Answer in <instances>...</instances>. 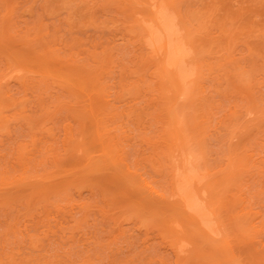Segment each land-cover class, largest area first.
<instances>
[{
	"label": "rangeland",
	"instance_id": "1",
	"mask_svg": "<svg viewBox=\"0 0 264 264\" xmlns=\"http://www.w3.org/2000/svg\"><path fill=\"white\" fill-rule=\"evenodd\" d=\"M144 1L0 0V264H264V1H156L187 38L176 90Z\"/></svg>",
	"mask_w": 264,
	"mask_h": 264
},
{
	"label": "bare ground",
	"instance_id": "2",
	"mask_svg": "<svg viewBox=\"0 0 264 264\" xmlns=\"http://www.w3.org/2000/svg\"><path fill=\"white\" fill-rule=\"evenodd\" d=\"M123 1V0H122ZM157 0H145L144 2H147L149 9L153 12L152 17L149 18V21L147 23L144 24V26H142L141 28V37H142V45L144 48H146L149 53L151 54V58H153L154 62V66L156 70H154L156 72V75L159 77V79L162 80H168L169 83L171 84V86H173V89H177L178 86V81H184L187 79L189 73H186L185 71H183V69L180 70L182 63L185 60L186 55L188 54L189 51H187V49H185L186 45H184V43L186 44V37L185 39L182 38L180 35V30L178 29L179 26L177 24V22L174 20L170 21L169 16L166 15L167 11L164 10L166 8H163V6H158V4L156 3ZM264 1V0H262ZM158 2V1H157ZM157 4V5H156ZM159 5L160 2H159ZM125 8V7H124ZM184 11V10H183ZM150 13V11H149ZM148 13V15H149ZM165 13V14H164ZM182 14V13H181ZM192 15V14H191ZM195 15V14H194ZM172 16V15H171ZM170 16V17H171ZM177 17H179L178 15H176ZM182 16H184V19L190 21V15L187 14V12H183ZM147 17V16H146ZM169 19H168V18ZM146 19V18H145ZM182 19V18H181ZM148 20V18H147ZM177 20V19H176ZM143 22V21H142ZM146 22V21H145ZM132 26V25H131ZM140 26V25H139ZM140 26V27H141ZM190 26V25H189ZM260 30V29H258ZM253 31V30H252ZM259 32V31H258ZM262 32H264V30H262ZM261 32V33H262ZM188 33V31H187ZM222 33V32H221ZM135 34V33H134ZM225 34V33H224ZM257 34V33H256ZM137 35V34H136ZM225 38H227L226 34L224 35ZM140 37V39H141ZM192 37V36H191ZM204 37V36H203ZM211 37V36H210ZM207 37L208 40L211 42V38ZM258 38V37H257ZM207 40V41H208ZM229 40V39H228ZM185 41V42H184ZM189 41V40H188ZM208 41V42H209ZM220 41V40H219ZM196 42V41H195ZM198 42V41H197ZM189 43V42H188ZM257 43V42H256ZM261 43V41H260ZM198 44V43H197ZM208 44V43H207ZM210 48H212V44H210ZM208 45V46H209ZM258 45V44H257ZM185 46V47H184ZM201 46V45H199ZM227 46V45H226ZM207 47V46H206ZM208 49V48H207ZM201 50V49H200ZM209 50V49H208ZM147 51V52H148ZM146 52V51H145ZM230 52V51H229ZM191 54V53H190ZM228 54V53H227ZM226 55L223 53V56ZM192 56V55H191ZM234 56V55H233ZM188 57V56H187ZM226 57V56H225ZM231 57V56H229ZM233 58V57H232ZM234 62V61H233ZM220 63V62H219ZM223 63V62H222ZM231 64V63H230ZM235 64V63H234ZM212 65V64H211ZM228 65V64H227ZM219 66V65H218ZM239 67V66H238ZM231 68V67H230ZM241 68V67H240ZM227 69V68H226ZM236 69V68H235ZM234 69V70H235ZM244 69V68H243ZM177 70V71H176ZM228 70V69H227ZM231 70V69H230ZM153 71V72H154ZM229 71V70H228ZM177 72V73H176ZM234 73V71H231V74ZM178 74V77H177ZM181 74V75H180ZM229 74V73H228ZM240 75L244 76L242 73H240ZM186 76V77H185ZM238 76V75H236ZM181 77V78H180ZM228 77V76H227ZM233 77V76H232ZM163 78V79H162ZM180 78V79H178ZM183 78V79H182ZM194 82V81H193ZM162 83V82H161ZM89 84V83H88ZM184 84V83H183ZM80 85V84H79ZM78 85V86H79ZM137 85V84H136ZM180 85V84H179ZM187 85V84H185ZM166 86V85H165ZM76 88V87H75ZM186 89V88H185ZM167 90V89H166ZM82 91V90H80ZM84 91V90H83ZM184 91V90H183ZM182 91V93H184ZM85 92V91H84ZM260 98V97H259ZM104 102V101H103ZM264 104V103H262ZM93 105V104H92ZM130 109L131 106L130 104H128ZM127 105V106H128ZM166 107V106H165ZM91 108V107H90ZM89 108V109H90ZM136 109V107H134ZM133 108V109H134ZM168 111L169 106H167ZM129 110V108L127 109ZM254 110V109H253ZM92 111V110H91ZM132 111V110H131ZM129 111V112H131ZM171 111V110H170ZM169 111V112H170ZM125 112H127L125 110ZM232 113V112H231ZM259 113V112H258ZM83 114V113H81ZM133 114V113H132ZM235 114V113H232ZM260 114V113H259ZM128 115V114H127ZM235 116V115H233ZM237 116V114H236ZM235 116V118H236ZM237 119V118H236ZM180 120V119H179ZM233 121V120H232ZM230 123V122H228ZM232 123V122H231ZM236 123V122H235ZM84 125V124H83ZM98 126V125H97ZM96 127V126H95ZM100 127V126H98ZM227 127V126H226ZM71 128V127H70ZM232 129V127H231ZM83 130V129H82ZM229 130V129H228ZM97 132V130H95ZM69 132V130H68ZM230 133V132H229ZM98 134V133H97ZM69 135V134H68ZM100 135V133H99ZM98 136V135H97ZM99 137V136H98ZM111 139V138H110ZM202 139V138H201ZM188 140V139H187ZM99 141V140H98ZM103 141H101L102 143ZM202 142V141H201ZM99 143V142H98ZM113 143V142H112ZM115 143V142H114ZM118 143V142H117ZM103 144V143H102ZM107 144V143H106ZM116 144V143H115ZM79 145V144H78ZM83 145V144H81ZM99 145V144H98ZM175 145V144H174ZM203 145V144H202ZM101 146V145H100ZM104 146V144H103ZM105 147V146H104ZM102 148V147H101ZM106 148V147H105ZM109 149V147H108ZM104 148H103V152H104ZM85 151H87L85 149ZM109 153L111 152V150H107ZM84 152V151H83ZM108 152H105V154H107ZM120 153V152H119ZM108 155V154H107ZM111 155V153H110ZM173 155V153H172ZM175 155V154H174ZM177 155V154H176ZM120 156V155H119ZM167 156V155H165ZM169 156V154H168ZM167 156V157H168ZM171 156V155H170ZM189 156V155H188ZM229 156V155H227ZM226 156V157H227ZM109 157V156H108ZM111 157V156H110ZM121 157V156H120ZM116 158V157H115ZM123 158V157H122ZM122 158L120 160H122ZM169 158V157H168ZM167 158V159H168ZM176 158V156H175ZM174 158H172L171 156V161L167 160L169 163V174H170V180H169V184H170V195H172L176 201L179 203V206L188 214L189 217H192V219H196V221L198 222V225L200 224H204L206 223V221H208L209 219V212H204L203 211V205H205V200L203 201L201 198V195H199V193H196V184L198 183V181H200V177L198 175V173L195 171V169L191 166L188 165V163L190 164L189 160L187 161L188 163H186L188 166V168H185L184 163H182V161H174ZM173 160V161H172ZM177 160V159H176ZM234 161V160H232ZM111 162V161H110ZM124 162V161H123ZM126 162V161H125ZM186 162V161H185ZM229 163V162H228ZM183 164V165H182ZM119 166V165H118ZM183 166V167H182ZM128 167V166H127ZM192 167V168H190ZM25 169V168H24ZM129 171V170H128ZM227 172V171H226ZM144 181V185H146V187H148V190L150 192H154L157 194H160L159 192H157V190L154 188L153 185H151L147 180H145V178H143ZM224 183V182H223ZM219 185V184H218ZM195 189V190H194ZM200 197H199V196ZM238 199V198H237ZM227 204V203H226ZM245 205V204H244ZM229 206V205H228ZM243 207V206H242ZM173 208V207H172ZM245 209V208H243ZM251 210V209H250ZM208 211V210H207ZM249 211V210H248ZM246 214L249 212L244 211ZM242 211V213H244ZM216 213V212H214ZM218 213V212H217ZM237 215V214H236ZM245 215V214H244ZM249 215V214H248ZM247 217V215H246ZM243 218V217H242ZM210 220V219H209ZM212 220V219H211ZM214 220V219H213ZM248 220V218H247ZM219 221V220H218ZM213 222V221H212ZM246 223V222H245ZM254 223V222H253ZM243 224V223H242ZM210 225V224H209ZM218 225V224H217ZM245 225V224H244ZM252 226L254 224H251ZM210 227V226H209ZM213 227V226H212ZM215 227V226H214ZM245 227V226H244ZM250 227V225H249ZM217 234V233H216ZM214 238V237H213ZM226 242V241H225ZM228 246V244H227ZM226 246V247H227ZM231 247V246H230ZM233 247V246H232ZM219 248V247H218ZM224 248V247H223ZM226 249V248H225ZM184 250V249H183ZM233 250V248H232ZM231 252V251H230ZM234 252V251H233ZM226 253V252H225ZM228 253V252H227ZM235 254V253H234ZM232 256V255H231ZM230 256V258H232ZM228 258V257H227ZM234 260V259H233ZM231 262V261H230ZM228 263V262H227ZM237 264V263H236Z\"/></svg>",
	"mask_w": 264,
	"mask_h": 264
}]
</instances>
